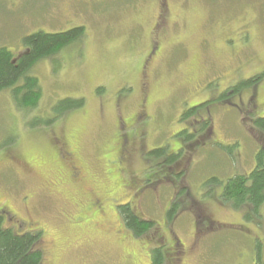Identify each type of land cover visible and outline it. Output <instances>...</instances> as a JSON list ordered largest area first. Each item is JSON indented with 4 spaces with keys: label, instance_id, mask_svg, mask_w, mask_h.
I'll list each match as a JSON object with an SVG mask.
<instances>
[{
    "label": "rangeland",
    "instance_id": "374dc122",
    "mask_svg": "<svg viewBox=\"0 0 264 264\" xmlns=\"http://www.w3.org/2000/svg\"><path fill=\"white\" fill-rule=\"evenodd\" d=\"M79 26L86 28L84 43L40 61L32 72L42 88L38 113L49 114L67 98L85 99L83 109L35 128L11 92H0L1 205L37 224L44 258L55 264H153L157 249L165 264H264V207L247 219L219 197L220 181L250 173L264 146V133L244 119L249 109L264 118V78L234 106L209 105L214 136L187 162L179 186L192 198L186 197L173 223L167 213L181 188L175 194L168 184L159 185L154 194L135 198L139 189L127 178L143 179L150 151L183 148L186 110L264 74V0H0V48L15 55L31 33ZM136 117L139 123L131 128L128 120ZM57 138L78 150L83 181H70L66 163L57 158ZM120 140L132 146L127 175L109 162L121 150ZM58 183L63 185L49 189ZM92 197L106 207L98 221L93 210L86 211ZM118 197L154 220L159 233L132 238L111 201ZM192 199L204 202L222 227L199 235L195 214L187 209Z\"/></svg>",
    "mask_w": 264,
    "mask_h": 264
},
{
    "label": "trees",
    "instance_id": "16d2710c",
    "mask_svg": "<svg viewBox=\"0 0 264 264\" xmlns=\"http://www.w3.org/2000/svg\"><path fill=\"white\" fill-rule=\"evenodd\" d=\"M85 38L86 28L79 26L65 32L46 33L38 31L31 33L23 38L22 45L25 49L18 55L6 47L0 48V92L7 90L11 92L15 106L25 111L27 118L31 119L32 127L52 126L66 113L83 109L86 105V100L83 98H67L52 108V115L51 112L47 115L38 113L42 100V88L39 78L34 76L32 72L40 61L51 59L63 51L80 46L84 43ZM263 78L264 74L257 75L229 88L215 100L186 110L181 116V121L186 124V129L180 134L185 137L182 140L183 148L175 152L168 148H159L150 151L146 158L143 155L145 163L142 168L146 164L148 170L142 171L144 175L141 180H146V184H138V182L142 183L140 179L134 180V175L129 177L126 173L128 180H131L129 185L137 186L139 191L150 185L159 186L161 184L159 182H164L162 185L168 184L174 188L175 194L180 188L182 189L176 197H173L174 200L168 210L167 219L169 223H173L180 211L182 212L186 197L192 198L188 188L179 186V183L186 177V166L190 156L207 143L209 137L214 136L212 108L209 105L234 106L235 99L240 98L238 96L243 91H255ZM101 93L103 91L99 92V94ZM254 99L253 97L251 102ZM249 110H246L245 116L250 115V117L244 118L245 121L249 124L252 122L254 128L264 133V118L254 117L253 114H250L253 111ZM133 122V126L129 125L131 128L136 127L139 120L134 119ZM127 162L130 161L121 159L120 168ZM220 183L222 190L219 197L222 203L241 211L247 219L254 215L258 216L264 207V146L257 154L256 167L250 173L235 174L226 181H220ZM150 192L153 193V190H144V193ZM188 208L195 214L199 235L222 227L212 218L204 202L192 199V205ZM120 213L124 227L132 233V238L142 239L152 231L158 230L155 222L143 218L134 207H122ZM9 221L0 216V264H46L41 246V231L19 233ZM152 255L153 264H165L167 262L162 249L154 250Z\"/></svg>",
    "mask_w": 264,
    "mask_h": 264
},
{
    "label": "flooded vegetation",
    "instance_id": "af4514ba",
    "mask_svg": "<svg viewBox=\"0 0 264 264\" xmlns=\"http://www.w3.org/2000/svg\"><path fill=\"white\" fill-rule=\"evenodd\" d=\"M153 52H154L153 54L152 53L150 54L149 60L152 59L153 58V55L156 53L155 50ZM146 96H148V94ZM146 100L147 99L144 100L143 105L145 104ZM143 108H144V106H143ZM139 119L140 118H138V117L135 118L136 121H138ZM128 121L131 122V121H133V119H130ZM128 121L124 123L126 127H128V125H129L128 124ZM119 143H120V145H122L123 144L122 140H120V142H118V145H119ZM55 145L58 147V155H57L58 160H61L62 162H65L66 163V167L69 169L70 181H73V182L83 181V169L80 166V163H79V152L75 148V146L72 145V144H70V143L64 142L60 138L55 139ZM123 147H124V149H123ZM129 147H132V146H129L128 143H125L124 145H122L121 150L119 149V152L117 154H115L112 157L111 160H109V162H110L111 165H115L116 168H119L118 170L122 171L123 173H126L127 172L126 170L128 169V164L130 162H127L122 168H120V163H119L120 160L121 159H124V161L125 160H127V161H130V160L132 161L133 160L132 159V156H131V152L129 151ZM9 160H10L9 161L10 165L13 168H16V166H17V163H16L17 160L12 159V158H10ZM142 182L144 184H146L145 183L146 180L145 181H142ZM159 183H161L160 185H162V183L164 184V182H159ZM60 185H63V183L62 184L58 183L56 185L55 184L48 185V187H49V189L50 188L52 189V188L58 187ZM130 187H133V188H137L138 189L137 186H130ZM158 187H159L158 185H153V186L150 185L149 187H146V189H144V190L152 189L153 190V193L152 194H154L155 193V190L158 189ZM122 190H124L125 192H127V194H123V196L124 197L126 196L127 198H129L130 193L128 192V188L125 187V186H122L121 187V191ZM144 190L139 191V192H136V194H134V197L135 198L138 197V194L140 192L144 193ZM119 199H120V197H118V199L117 198L112 199L111 201L113 202V204H115L114 205L115 206L114 209L120 212V209L122 207L130 206L129 204H131V202L129 201L130 200L129 199L127 202L119 203L118 202ZM89 201H90V203L87 205L86 211L93 210L94 219H96L97 221L99 220L98 217L104 218L105 215H106V207H103L102 206L103 203H102L101 199L100 198H96V197H92ZM1 202H2V197L0 196V216L3 217L5 220H8V221H9V218L12 217L9 222H10V224H13L14 225V229L17 230L16 232L23 233V232H28V231H36V232L37 231H41L38 228H34L37 225L35 222H33L31 220L27 221V220L19 219L18 215L12 210V208H10V206H8L6 204L1 205ZM122 205H124V206H122ZM120 206H122V207H120ZM135 210H137V209H135ZM13 219H15V221H18V222L22 223V225L15 224L13 222ZM23 224H27V225H25V227H24ZM27 227H30V228H27ZM157 232L159 233L158 230H157ZM117 233L119 235L121 234L119 231ZM155 238H157V237H155ZM121 241H124V240H121ZM164 241L165 240L163 239V237L162 238L160 237V239L157 240V242H160V244H163ZM177 246H178L177 245V242L172 243V250L173 251L176 250V248H178ZM44 248L45 247H42V250L44 251V254H45L46 253V250ZM46 264H55V260L54 259L52 260V258L50 257V259H47L46 260Z\"/></svg>",
    "mask_w": 264,
    "mask_h": 264
}]
</instances>
